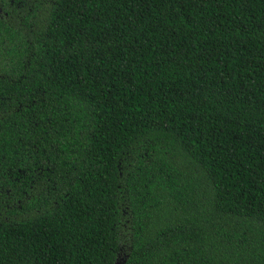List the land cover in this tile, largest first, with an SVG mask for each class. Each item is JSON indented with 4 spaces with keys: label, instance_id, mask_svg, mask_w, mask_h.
Returning a JSON list of instances; mask_svg holds the SVG:
<instances>
[{
    "label": "trees",
    "instance_id": "obj_1",
    "mask_svg": "<svg viewBox=\"0 0 264 264\" xmlns=\"http://www.w3.org/2000/svg\"><path fill=\"white\" fill-rule=\"evenodd\" d=\"M264 264V0H0V264Z\"/></svg>",
    "mask_w": 264,
    "mask_h": 264
},
{
    "label": "water",
    "instance_id": "obj_2",
    "mask_svg": "<svg viewBox=\"0 0 264 264\" xmlns=\"http://www.w3.org/2000/svg\"><path fill=\"white\" fill-rule=\"evenodd\" d=\"M116 264H121V262L120 261H117Z\"/></svg>",
    "mask_w": 264,
    "mask_h": 264
}]
</instances>
